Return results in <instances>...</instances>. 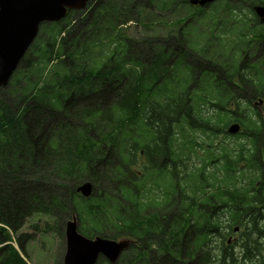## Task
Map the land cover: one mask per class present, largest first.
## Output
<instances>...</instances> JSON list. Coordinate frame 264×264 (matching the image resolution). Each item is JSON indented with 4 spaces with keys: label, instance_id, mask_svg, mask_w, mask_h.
Listing matches in <instances>:
<instances>
[{
    "label": "trees",
    "instance_id": "obj_1",
    "mask_svg": "<svg viewBox=\"0 0 264 264\" xmlns=\"http://www.w3.org/2000/svg\"><path fill=\"white\" fill-rule=\"evenodd\" d=\"M190 1H95L78 20L77 31L68 28L75 16H67L69 24L63 28L68 29L66 38L52 36L50 55L35 61L37 67L31 72L35 77L17 78L9 90L10 103H2L0 94V264H27L13 246L6 245L11 236L2 225L18 233L29 218L47 216L54 225L46 223L48 230L64 234L66 221L75 215L84 236H135L147 248L158 242L164 254L163 264L198 263L196 249L187 253L171 239L175 234L188 238L192 231L193 236L202 232L208 241L214 222V218L201 217L207 226L191 225L185 230L183 220H189L183 211L191 216L195 204L183 199L190 189L199 190V186L189 185L192 179L184 187L181 184L179 170L198 176L186 163L184 156L193 150L187 148L195 144L198 132L209 137L206 140L211 143H222L228 136V123L234 121L246 130L238 136H245L254 147L255 166L251 168L261 169L259 162L263 158L258 145L264 122L261 113L243 110L242 106V117L235 113V120L233 111L225 109L229 94L219 89V82L208 74L194 76L195 71L205 69L199 70L198 65L211 68L217 63L205 55L214 51L210 41L215 38V29L209 27L217 26L221 36L225 35V26L235 15L229 10L236 7L235 0H218L215 15L205 25L198 23L201 20L196 14L201 13ZM242 1L264 6V0ZM134 22L140 24L144 39L129 35V26ZM170 34L172 37L158 43ZM246 35L247 31L240 39ZM37 42L38 39L33 45ZM140 49H147L150 53L146 54L151 55L143 59ZM223 60L216 66L239 74L233 66L239 60L237 49H228ZM255 77L259 79L260 75ZM194 81L198 84L196 92L209 94V101L204 97L199 103L201 96L189 88ZM181 94L185 98L177 101ZM251 96V103L263 97L258 93ZM244 150L241 144V154H231L225 165L230 175L227 180L237 187L244 180V176L235 174ZM148 156L155 158L154 162L141 163ZM162 156L164 164L159 163ZM86 183L97 195L85 198L78 191ZM200 192L204 194V189ZM135 195L163 202V207L145 211ZM91 199H97V205L88 202ZM215 201L217 217L227 208L222 191L216 192ZM262 210L264 200L260 197L257 212ZM156 215L165 221H159ZM249 222L257 241L264 239L260 229L264 215L249 218ZM108 227L110 232L102 234ZM18 243L24 250L23 238ZM259 257L264 260V248ZM229 259L234 262L224 254L221 263ZM122 261L128 264L129 257ZM202 261L209 264L212 257Z\"/></svg>",
    "mask_w": 264,
    "mask_h": 264
},
{
    "label": "rangeland",
    "instance_id": "obj_2",
    "mask_svg": "<svg viewBox=\"0 0 264 264\" xmlns=\"http://www.w3.org/2000/svg\"><path fill=\"white\" fill-rule=\"evenodd\" d=\"M95 1H100L101 4H103L107 0H90L87 8L85 10L76 11L73 14L70 12L75 11V10H68L67 15L64 19H62L63 20L62 22L54 23L51 26H50L51 23L43 22L42 25H40V31H39V35L37 38L38 42L36 43L35 46L34 45L32 46V48L29 50L28 53H26V55L23 58L24 62L22 61V64L18 67V69L14 73L15 76L13 75V77L9 80L10 83L8 85H6L5 87L0 88L2 103H4V104L10 103L11 98L9 97V90H10L11 86L14 83H16L17 78H18V80L21 78H24V80H27L28 78L35 77V76H31V72L35 67H37L36 62L40 59L41 56L47 57V55H50L49 54L51 51L50 41L52 39V36L57 37L58 40H61V38H66L67 33H65V31H67L68 29L66 28V30H63V28H64V26L69 24V19L67 18V16L68 15H70L71 17L75 16L74 21H72L69 24L68 28L69 29L73 28L77 31L79 29L78 20L87 14V12L89 11V9L91 7V4ZM235 1H233V3L236 7L229 9L230 11L233 10L232 12L235 15H234L233 20L229 24H226L225 35L221 36L222 32H219L217 26H210L209 27V29H211V30L215 29V30H213L215 38H213L210 41V42H212L214 51H212V53H205V55H206V57H213L214 62H217V63L223 62L224 61L223 60L224 53L227 52L228 49H230V48L232 49L234 46L235 48H239L241 50L240 45L238 43H233L232 40H236L235 35L237 34V31L244 30V31H247V35L242 40V42H243L242 46L246 47L247 45H250V44H254L255 46H257V45L259 46L254 51L251 48V51L249 52V54H251L249 56V58L252 60L257 59L256 61H254V64H258V60L260 61V59L262 57L264 58V40L262 42L256 41L253 39V37L255 35L259 36L260 34H264V23L260 22L259 18L255 15L254 8L256 6L251 5L249 2L244 3L242 0L240 3H236ZM142 3L145 4L146 1H143ZM216 3H214L208 7H205V8H199V7L194 8V10H196V12L201 13L200 15L196 14V16L199 17L201 20V22H198V23L205 25V24L210 22V16L215 15L216 10H217L218 4H216ZM245 4L249 5L251 10H250V8H246ZM242 8L244 10H242ZM235 9H240V11L235 12L234 11ZM197 20H199V19H197ZM251 20H252V22H251ZM248 21H250V22L248 23ZM44 24L47 26L45 27ZM195 24H197V22ZM129 29H131L129 32V35L132 36L133 38L144 39V37H146V36L142 35L143 31H141V26H140V24H136V22L131 23L129 26ZM259 32H261V33L257 34ZM169 36H171V34L168 35L167 37L163 38V39H159V40L157 39L159 41L158 43L165 42V40H167V38ZM140 41L143 42L142 40H140ZM151 42H153V41H151ZM215 46H217V49ZM140 51H141V53H143L145 55V57L143 59H146L147 57H149L151 55L150 54L148 56L146 54V53H150L147 49H140ZM157 51H158V49H157ZM229 51H231V50H229ZM191 58L192 57H190L189 61H191ZM244 60H245V58L242 59L240 57V59L237 61V63H234L233 66H236V68H241V66H244L245 63L248 64V62H249L248 58L246 57V62ZM55 63L56 62H53L51 64V66L54 67L56 65ZM217 63L211 65L210 71L217 74L216 80L219 81L221 76H222V72H221L222 68L216 66ZM198 66L200 67L201 65H198ZM233 80L234 81L230 82V84H231V96L228 97V99L232 100V101L225 103V106L227 107L225 109L226 110L228 109L229 111H233V117H235V113H237L240 116L239 112H242V110L239 109L240 106L243 107L242 108L243 110L249 109L250 111L259 112L257 109L254 108L253 104L256 105V103L258 102L259 99H262V98L264 99V88H263L264 87V74L260 75V78L257 79L256 81L253 77H251L249 75H247V76L237 75V76L233 77ZM215 83L217 84L216 81H214V84ZM197 87H198V84H196V82L194 81L191 83L189 88L193 89V91L197 95L201 96L199 103H201L203 101L204 97H207V99L209 101L210 95L207 93L206 94L204 93V95L197 93L196 92ZM221 88L222 87H219L220 90H221ZM225 92H228V91L226 90ZM189 93L191 94L190 96H192V94H193L192 91H190ZM209 93H211V92H209ZM248 93H254V94L258 93V95H261V93H262L263 97L255 99L251 103L250 101L246 100V99H249L250 97H252V96H249ZM183 98H185V97H184V95L182 96V94H181L178 96L177 101H179ZM241 100H243V101H241ZM239 101H241L240 102L241 104L231 105L232 102L237 103ZM69 102H71L70 99H69ZM247 104H250L251 106H249ZM261 114L263 115V118H264V109H263V113H261ZM46 117H48V115ZM240 117H242V116H240ZM10 119H12V117ZM236 119L237 118L235 117V120ZM235 125H239V124L237 122H234V121H230V123H228L227 128H226V130H228V134L235 135V134L240 132V131L231 132V130H234ZM198 135H199V141H202L203 135H205V134L198 132ZM235 139L236 138H234L233 140H235ZM262 139L264 140V134H262ZM231 141H232V138H230L229 142H231ZM213 153L214 154L217 153L216 145H214ZM141 163L148 164L149 163L148 157H144V159L141 161ZM251 167H252V163H250V165L245 169V172L248 173V171ZM261 169L251 170L252 171L251 172L252 179H250V181L256 180V181L260 182L262 185H264V168H261ZM66 196L68 197L67 194H66ZM96 201H97V199L88 200V202H93V203ZM163 215L165 217H169L168 213H163ZM244 216H246V217L244 218ZM244 216L240 217L239 219H237L231 223V224L235 225L233 231L228 229V227H229L228 224L222 225V227H221L222 235L219 236L220 240L213 238V239H215L214 246L215 247H222V245H224L223 242H227L228 237L231 236L232 239H234V241L237 243L235 245L234 253L238 258L237 259L238 263H233V264H260L261 261L259 262L258 258L255 256L254 252L250 250V247L255 246L256 250L260 251L262 249V244L264 243V241L260 242L259 244H256L255 241H257L258 238L252 231H251V233H249L247 230H243L242 232H236V227L238 225L247 224L248 214H246ZM45 221H47V220H45L43 218H39V217L29 219L28 224L25 225L24 227H22L20 232L17 234L16 237H20L22 233H25L27 235L23 239L24 247L26 249L25 251H26L27 258L24 255L23 256L25 257V259L30 264H63V257H65L64 256V254H65V237H63L61 235H57L56 233H46L47 230L45 228ZM149 221H151V218H149ZM159 221L164 222L165 220H163L162 217L159 216ZM39 222H40V230L38 231L39 233H36L32 227L39 225ZM155 222L158 223V219L155 220ZM101 228H102V226H101ZM104 231H106V229H104ZM174 241H177V239H174ZM244 247H248L249 254L246 255V253H245L246 251L244 250ZM189 251H191V250H189ZM214 255L217 256L218 251H215ZM163 256L164 255L160 254V255L153 257L150 261V264H163V263H161V259ZM125 257H129V263L128 264H143V262L148 260L147 256L143 259L142 257H140L136 254H130V253H124V258ZM245 257H247V258H245ZM193 263L201 264L199 262L197 263V261H194ZM95 264H125V262L117 259L115 263H111L107 259H104V260L99 259L97 262H95ZM226 264H231V263L228 261Z\"/></svg>",
    "mask_w": 264,
    "mask_h": 264
},
{
    "label": "water",
    "instance_id": "obj_3",
    "mask_svg": "<svg viewBox=\"0 0 264 264\" xmlns=\"http://www.w3.org/2000/svg\"><path fill=\"white\" fill-rule=\"evenodd\" d=\"M217 0H192L194 6L205 7ZM90 0H0V88L10 83V79L23 58L34 44L43 22H61L68 10H85ZM256 12L264 21V7H257ZM239 130L234 126L232 132ZM89 197L91 184L79 189ZM68 248L72 249V258L67 264H93L102 252L116 261L120 253L129 246V242L118 244L114 241L97 239L90 241L82 238L76 226L67 229ZM71 253V251H70Z\"/></svg>",
    "mask_w": 264,
    "mask_h": 264
},
{
    "label": "flooded vegetation",
    "instance_id": "obj_4",
    "mask_svg": "<svg viewBox=\"0 0 264 264\" xmlns=\"http://www.w3.org/2000/svg\"><path fill=\"white\" fill-rule=\"evenodd\" d=\"M246 66H247V65L241 66L239 75H241V73L244 71V68H245ZM251 94H252V93H248L249 96H251ZM250 98H251V97H250ZM250 98H249V99H246V100L249 101ZM244 100H245V99H244ZM258 101H259V100H258ZM256 106H258L259 108L264 107V105H262V104H261V105L256 104ZM262 110H263V109H262Z\"/></svg>",
    "mask_w": 264,
    "mask_h": 264
}]
</instances>
